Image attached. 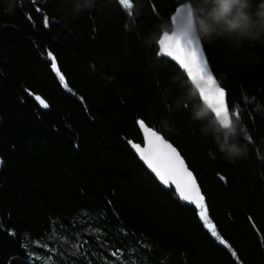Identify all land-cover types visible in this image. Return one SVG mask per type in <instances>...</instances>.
I'll use <instances>...</instances> for the list:
<instances>
[{"label": "trees", "instance_id": "obj_1", "mask_svg": "<svg viewBox=\"0 0 264 264\" xmlns=\"http://www.w3.org/2000/svg\"><path fill=\"white\" fill-rule=\"evenodd\" d=\"M128 2L0 0V264H264V0ZM188 4L225 129L159 55ZM141 125L179 150L212 230L126 144Z\"/></svg>", "mask_w": 264, "mask_h": 264}, {"label": "water", "instance_id": "obj_2", "mask_svg": "<svg viewBox=\"0 0 264 264\" xmlns=\"http://www.w3.org/2000/svg\"><path fill=\"white\" fill-rule=\"evenodd\" d=\"M159 55L176 65L199 94L203 106L222 128L230 125L227 95L209 63L191 5H182L172 16V31L162 35ZM143 145L130 143L132 152L163 189L172 188L185 204L203 200L193 173L179 152L157 131L140 126Z\"/></svg>", "mask_w": 264, "mask_h": 264}, {"label": "bare ground", "instance_id": "obj_3", "mask_svg": "<svg viewBox=\"0 0 264 264\" xmlns=\"http://www.w3.org/2000/svg\"><path fill=\"white\" fill-rule=\"evenodd\" d=\"M52 52L50 51V50H47V56L49 57V62H53V70H52V72H53V76H54V78H55V80L56 81H58L59 83H62V81H63V79H62V76H61V74H60V72L58 71V69H56V66H55V59L51 56L52 54H51ZM36 102L38 103H40L41 104V102H40V100L38 99V98H36ZM170 143V142H169ZM171 144V143H170ZM172 145V144H171ZM173 146V145H172ZM178 152H179V150L175 147V146H173ZM179 155H181L180 154V152H179ZM182 156V155H181ZM182 158H183V156H182ZM184 159V158H183ZM185 161V160H184ZM1 163V162H0ZM186 163V162H185ZM0 167H2V163L0 164ZM149 173V172H148ZM150 174V173H149ZM172 189V188H171ZM199 189H200V187H199ZM165 190H167V189H165ZM173 190V189H172ZM174 191V190H173ZM175 193V192H174ZM103 247V246H102ZM101 247V248H102ZM107 253H108V255H110L112 258H115V259H117L116 258V256H115V254H113V252H111V251H107ZM110 256H107L106 258H105V260H103V262H105V263H110L111 261H112V258L110 257ZM96 261H99V259L97 260V259H95V260H93L92 262H90L89 264H94ZM31 263V262H30Z\"/></svg>", "mask_w": 264, "mask_h": 264}, {"label": "rangeland", "instance_id": "obj_4", "mask_svg": "<svg viewBox=\"0 0 264 264\" xmlns=\"http://www.w3.org/2000/svg\"><path fill=\"white\" fill-rule=\"evenodd\" d=\"M121 2H122V4L126 7V8H128L129 7V2H128V0H121ZM192 10H193V8H192ZM171 22H172V19H171ZM198 94V93H197ZM198 96H199V94H198ZM199 98H200V96H199ZM201 100V99H200ZM131 142H126V144L129 146V148L131 149V147H130V144ZM133 144H136V143H133ZM177 197V196H176ZM178 198V197H177ZM179 199V198H178ZM180 201V200H179ZM203 201V200H202ZM201 201V202H202ZM181 202V201H180ZM193 203H198L197 204V208L200 210V215H201V218H202V221H203V223H204V225H205V227H207L208 229H210V230H212V225H211V223L209 222V220H208V215H207V211H206V207L204 206V204L203 203H201V202H195V201H192ZM191 202V203H192ZM183 203V202H182ZM185 204V203H184ZM186 205H190V204H186Z\"/></svg>", "mask_w": 264, "mask_h": 264}]
</instances>
